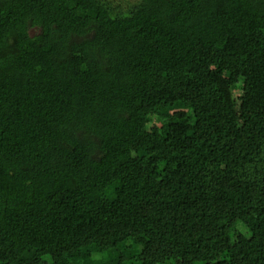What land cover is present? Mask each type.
I'll list each match as a JSON object with an SVG mask.
<instances>
[{"label": "trees", "instance_id": "obj_1", "mask_svg": "<svg viewBox=\"0 0 264 264\" xmlns=\"http://www.w3.org/2000/svg\"><path fill=\"white\" fill-rule=\"evenodd\" d=\"M0 264H264V0H0Z\"/></svg>", "mask_w": 264, "mask_h": 264}, {"label": "rangeland", "instance_id": "obj_2", "mask_svg": "<svg viewBox=\"0 0 264 264\" xmlns=\"http://www.w3.org/2000/svg\"><path fill=\"white\" fill-rule=\"evenodd\" d=\"M235 77L232 78V80H234ZM222 153H223V150L219 151V152H212V156L213 157H216V158H220L222 156ZM92 253H93V250H90L89 253H88V257L86 259V261L88 263H91V256H92Z\"/></svg>", "mask_w": 264, "mask_h": 264}]
</instances>
